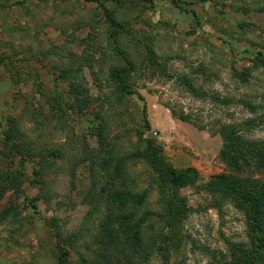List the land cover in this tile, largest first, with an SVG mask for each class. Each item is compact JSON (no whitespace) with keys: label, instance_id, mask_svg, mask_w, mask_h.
Listing matches in <instances>:
<instances>
[{"label":"rangeland","instance_id":"rangeland-1","mask_svg":"<svg viewBox=\"0 0 264 264\" xmlns=\"http://www.w3.org/2000/svg\"><path fill=\"white\" fill-rule=\"evenodd\" d=\"M172 1L105 3L109 22L91 0H0V264H56L52 221L71 264L256 252L250 206L206 185L264 192V0ZM148 142L198 183L164 195Z\"/></svg>","mask_w":264,"mask_h":264},{"label":"trees","instance_id":"trees-1","mask_svg":"<svg viewBox=\"0 0 264 264\" xmlns=\"http://www.w3.org/2000/svg\"><path fill=\"white\" fill-rule=\"evenodd\" d=\"M91 1L93 3H96L104 11L106 19L109 22H112L111 14L109 10L105 7V3H109V2L120 3L124 0H91ZM172 4L176 8L181 10V6H182L181 1L173 0ZM262 57L264 58L263 55H260V58ZM124 73L125 71L114 70L111 72V79L115 81L121 80ZM121 89L122 91H126V92L127 90H129L128 87L124 85L122 86ZM226 134L228 133H224V135ZM236 147L239 148V146L237 145ZM147 155L150 159L151 169L153 170L154 173L157 174L158 178L162 182L161 187L164 195L166 193L165 191L167 189V185L171 186L174 189H181L185 187L189 182L193 184L198 183L199 175L197 170L189 168L186 170L178 171L171 167L166 166L159 160L157 150L150 142L147 143ZM40 174L41 173H38V175ZM39 185L43 190L44 187H47L48 182H46L43 179H39ZM206 187L212 190L215 189V191H222L228 195L236 197L238 200L250 206L251 208V213L249 215L250 235L253 242L256 244L257 250L251 259L244 260L243 262L241 261L242 263L240 262L238 264H264V208H262L264 204V192L257 191L250 195L241 194L236 191L235 181L225 176L217 177L216 180L209 182L206 185ZM41 197H45L44 191H42L41 195H39L37 199H40ZM164 199L167 204V209L166 211H164L161 217L166 222L168 227L176 228L177 224H179V218H178V212L176 211L178 205H175V202L178 201V203H180L179 206L182 204L184 206V203L183 201H180L177 196L173 197L172 199L164 197ZM25 200L31 204L33 210L37 209L36 205L34 204V200H30L28 198H26ZM135 200L138 203V206L141 207L146 200V195L145 194L138 195L135 197ZM95 201L96 199L93 198L91 203H94ZM261 208L262 210L260 211ZM52 225L57 229L56 230L54 228L57 231L56 240L58 246V259L56 264H71V254L67 250H65L62 245V242H64L63 230H61V228L58 226V224L55 221H52ZM80 260L81 261H78L76 264H93L91 261H88L82 257L80 258ZM97 264H113V263L111 262L110 257L99 256Z\"/></svg>","mask_w":264,"mask_h":264}]
</instances>
